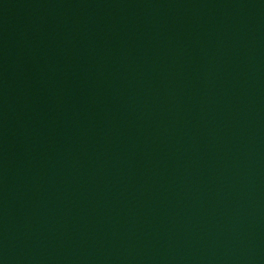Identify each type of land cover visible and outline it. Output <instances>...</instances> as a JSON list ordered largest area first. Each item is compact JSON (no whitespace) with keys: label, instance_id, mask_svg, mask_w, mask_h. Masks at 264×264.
I'll return each instance as SVG.
<instances>
[{"label":"water","instance_id":"1","mask_svg":"<svg viewBox=\"0 0 264 264\" xmlns=\"http://www.w3.org/2000/svg\"><path fill=\"white\" fill-rule=\"evenodd\" d=\"M0 264H264V0H0Z\"/></svg>","mask_w":264,"mask_h":264}]
</instances>
